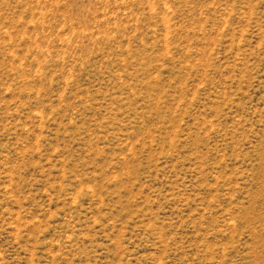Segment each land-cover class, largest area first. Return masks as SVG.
I'll list each match as a JSON object with an SVG mask.
<instances>
[{
	"label": "rangeland",
	"instance_id": "1",
	"mask_svg": "<svg viewBox=\"0 0 264 264\" xmlns=\"http://www.w3.org/2000/svg\"><path fill=\"white\" fill-rule=\"evenodd\" d=\"M0 264H264V0H0Z\"/></svg>",
	"mask_w": 264,
	"mask_h": 264
}]
</instances>
